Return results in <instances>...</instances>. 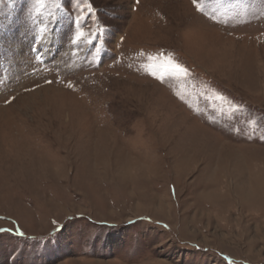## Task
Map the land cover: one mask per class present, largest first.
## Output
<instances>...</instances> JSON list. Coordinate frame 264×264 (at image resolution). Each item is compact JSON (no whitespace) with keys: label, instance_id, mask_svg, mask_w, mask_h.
<instances>
[{"label":"rangeland","instance_id":"obj_1","mask_svg":"<svg viewBox=\"0 0 264 264\" xmlns=\"http://www.w3.org/2000/svg\"><path fill=\"white\" fill-rule=\"evenodd\" d=\"M0 264H264V0H0Z\"/></svg>","mask_w":264,"mask_h":264},{"label":"snow or ice","instance_id":"obj_2","mask_svg":"<svg viewBox=\"0 0 264 264\" xmlns=\"http://www.w3.org/2000/svg\"><path fill=\"white\" fill-rule=\"evenodd\" d=\"M71 3V0H69V4ZM80 36H83V32H81L80 34H79V36H77V40L80 38ZM177 67H180L181 68V70L182 71H184V72H187V69L186 68H183L182 66H180V65H177Z\"/></svg>","mask_w":264,"mask_h":264}]
</instances>
